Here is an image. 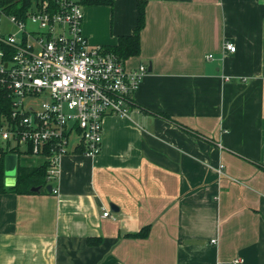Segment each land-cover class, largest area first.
Listing matches in <instances>:
<instances>
[{
  "label": "crops",
  "instance_id": "obj_1",
  "mask_svg": "<svg viewBox=\"0 0 264 264\" xmlns=\"http://www.w3.org/2000/svg\"><path fill=\"white\" fill-rule=\"evenodd\" d=\"M112 1L83 8L92 47L136 28L139 0ZM126 65L152 71L101 154L65 156L56 194H0V264H264V0H149Z\"/></svg>",
  "mask_w": 264,
  "mask_h": 264
},
{
  "label": "built area",
  "instance_id": "obj_2",
  "mask_svg": "<svg viewBox=\"0 0 264 264\" xmlns=\"http://www.w3.org/2000/svg\"><path fill=\"white\" fill-rule=\"evenodd\" d=\"M7 7L0 0V87L11 105L8 114L0 108V143L9 152L18 149V158L43 157L51 182L65 156L101 154L105 119L137 110L134 97L148 67L129 69L106 47L90 46L81 2L44 0L25 16ZM225 49L235 52L236 46L226 43ZM43 96L48 100L40 105Z\"/></svg>",
  "mask_w": 264,
  "mask_h": 264
},
{
  "label": "trees",
  "instance_id": "obj_3",
  "mask_svg": "<svg viewBox=\"0 0 264 264\" xmlns=\"http://www.w3.org/2000/svg\"><path fill=\"white\" fill-rule=\"evenodd\" d=\"M12 14L25 16L26 11L33 6L34 3H39L44 0H2ZM51 1V0H50ZM149 0H139L137 2V25L132 35L123 36L119 38L118 44L106 47L107 51L116 54L122 60H129L132 57H138L141 54V35L146 27V10ZM83 6H112V0H85L82 2ZM0 108L2 112L8 114L11 112L10 100L4 89L0 87ZM167 120L169 117L164 116ZM8 153H19V150L12 149L9 152L5 147L0 149V194L11 191L18 195H35L32 192L33 188L42 187V191L47 193L46 187L51 185L48 179L49 162L37 167H26L18 164L16 183L10 188L5 184V162ZM20 154V153H19ZM76 154H82V150H78ZM20 157V156H19ZM150 227H146L140 233L133 235L137 238H147ZM101 243L99 238H90L89 244L96 246Z\"/></svg>",
  "mask_w": 264,
  "mask_h": 264
},
{
  "label": "water",
  "instance_id": "obj_4",
  "mask_svg": "<svg viewBox=\"0 0 264 264\" xmlns=\"http://www.w3.org/2000/svg\"><path fill=\"white\" fill-rule=\"evenodd\" d=\"M152 71V68L149 67V72ZM17 168H18V160L16 158H11L9 157L8 159H6L5 162V175L8 179H11L12 181V185H15L16 183V176H17ZM46 190L49 193H53V186L49 185L46 187ZM42 191V187H36L32 189L33 193H40ZM112 211L114 212V205H111Z\"/></svg>",
  "mask_w": 264,
  "mask_h": 264
},
{
  "label": "rangeland",
  "instance_id": "obj_5",
  "mask_svg": "<svg viewBox=\"0 0 264 264\" xmlns=\"http://www.w3.org/2000/svg\"><path fill=\"white\" fill-rule=\"evenodd\" d=\"M5 26H9L7 23L5 24ZM48 97L47 96H43L38 100V104H42L43 102L47 101ZM4 144H1L0 146L3 147ZM9 157L11 158H16L18 160V162L20 163V165L23 166H37V165H42L44 163V158L43 157H37V156H30V155H25V154H21L20 157L18 158L15 154L13 153H8L6 155V159H8Z\"/></svg>",
  "mask_w": 264,
  "mask_h": 264
}]
</instances>
